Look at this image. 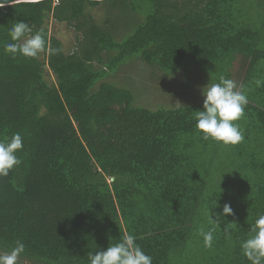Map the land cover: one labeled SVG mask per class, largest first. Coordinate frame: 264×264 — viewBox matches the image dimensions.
Instances as JSON below:
<instances>
[{"label": "trees", "instance_id": "obj_1", "mask_svg": "<svg viewBox=\"0 0 264 264\" xmlns=\"http://www.w3.org/2000/svg\"><path fill=\"white\" fill-rule=\"evenodd\" d=\"M0 2V139L23 138L22 163L0 177V251L21 240L20 264H87L89 251L131 232L153 264H249L240 241L264 213V87L253 83L264 79V0ZM49 19L75 30L71 48L48 34ZM19 20L62 51L6 54ZM131 57L167 75L195 69L243 85L249 102L236 123L244 139L203 140L194 119L203 99L134 103L127 84L106 79ZM217 203L214 211L230 203L234 213L220 226L204 214ZM228 222L238 226L231 236ZM201 228L214 230L212 248Z\"/></svg>", "mask_w": 264, "mask_h": 264}, {"label": "clouds", "instance_id": "obj_2", "mask_svg": "<svg viewBox=\"0 0 264 264\" xmlns=\"http://www.w3.org/2000/svg\"><path fill=\"white\" fill-rule=\"evenodd\" d=\"M4 3L0 2V7ZM10 42L3 45V50L12 58L18 55L24 58H38L46 50L47 42L43 30L32 33L28 23L23 20L14 22L8 29ZM51 55H57L62 50L47 47ZM253 83L257 88L264 87V79L256 78ZM203 98L202 110L195 112V128L202 139H209L225 146L236 145L244 139L243 131L237 121L243 115L249 99L247 90L233 79L220 76L218 81H210L201 88ZM23 149V138L19 133L0 139V177H7L9 172L19 166L22 161L17 152ZM220 187V185H219ZM221 188V187H220ZM218 207L204 209L209 222L220 226L221 221L234 215L230 203H224L221 211ZM238 227L235 222L225 224L223 230L231 236L232 230ZM204 246L212 248L214 230H199ZM134 233H125L119 240L102 250L89 251L87 264H153V258L136 242ZM242 255L249 264H264V213H258L250 225L248 236L240 241ZM25 252V244L21 240L5 251H0V264H20V258Z\"/></svg>", "mask_w": 264, "mask_h": 264}, {"label": "rangeland", "instance_id": "obj_3", "mask_svg": "<svg viewBox=\"0 0 264 264\" xmlns=\"http://www.w3.org/2000/svg\"><path fill=\"white\" fill-rule=\"evenodd\" d=\"M253 2L254 0L251 3L253 4ZM90 11L97 20H102L103 12L99 7L93 8ZM263 11L264 9L259 10V12ZM118 27L119 34L126 31L122 23H119ZM46 29L50 36L57 37L61 41L62 47L66 50L75 44L76 32L65 23L49 19L46 22ZM116 37L120 38L117 35ZM44 76L49 83L55 80L53 73L47 66H45ZM241 77L242 75L240 74L239 79ZM106 79L117 81L120 84H127L136 95L134 103L136 101V104L149 109H155L159 106L166 108L176 107L200 101L203 99L200 90L209 82V77L204 71L180 69L174 74L167 75L165 72L145 64L136 57L129 58L115 74ZM187 79L193 80L192 83L186 84L184 81Z\"/></svg>", "mask_w": 264, "mask_h": 264}, {"label": "crops", "instance_id": "obj_4", "mask_svg": "<svg viewBox=\"0 0 264 264\" xmlns=\"http://www.w3.org/2000/svg\"><path fill=\"white\" fill-rule=\"evenodd\" d=\"M30 262V261H29ZM29 264H45V262L44 261H40V262H38V261H34V262H30ZM49 264H58V262H49Z\"/></svg>", "mask_w": 264, "mask_h": 264}]
</instances>
